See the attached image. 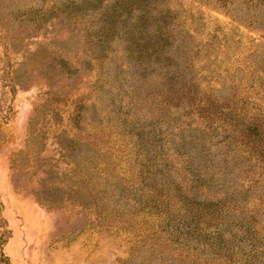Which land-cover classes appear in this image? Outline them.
Returning <instances> with one entry per match:
<instances>
[{"label": "rangeland", "instance_id": "374dc122", "mask_svg": "<svg viewBox=\"0 0 264 264\" xmlns=\"http://www.w3.org/2000/svg\"><path fill=\"white\" fill-rule=\"evenodd\" d=\"M237 112L264 117V2L0 0V264H205L177 187L264 242Z\"/></svg>", "mask_w": 264, "mask_h": 264}, {"label": "trees", "instance_id": "16d2710c", "mask_svg": "<svg viewBox=\"0 0 264 264\" xmlns=\"http://www.w3.org/2000/svg\"><path fill=\"white\" fill-rule=\"evenodd\" d=\"M140 1L141 0H128V4L131 5L133 3H139ZM247 1L253 7H258L264 2V0ZM232 111L233 108H231L228 112ZM256 114L248 119L245 117L242 118L240 113L237 112L236 116L234 118H231L228 122L232 131L234 133H237V136L235 137L236 143L238 142L244 147V151L248 155L247 157L252 158L255 162H257L254 168H260L263 173L264 117H259ZM222 115L224 114L222 113ZM210 118L211 121L214 119L213 116ZM222 119L226 120V116L222 117ZM197 170V172L200 171V169ZM176 189L178 190L179 194L175 195V197L173 198H178V201L176 202V204L179 205L178 211L180 212L181 217L190 218L188 222L186 221L187 231H191L189 233L193 234V239H196L198 244L202 242L207 243L208 241L207 247L205 246L204 248L199 250V254L207 256L209 254L213 255V257L209 261H203V259L199 258L202 263L206 262L205 264H215L214 262H218V264H240L239 258L241 257V260H243L241 264H264V242L260 241L258 239V236L255 235V230L251 226L255 221V215L253 213H250L251 215H249L248 212H246L247 207L245 206V204L242 205L236 199L231 198V200H228L227 198L219 204L202 205L196 200V198L187 200L188 198L185 197L186 195L181 193V189H179L178 187ZM195 195L196 197L199 196V194ZM239 213H244L245 216L240 217L241 219H238V221H236V217ZM237 225H240V227L243 229L242 238L253 243L252 246L255 245L254 243L262 242L260 244H263V250L257 253H253L251 251L249 252V254H246V251L242 249L240 251L242 256L238 258L237 262H234L233 259L236 257V254H238L239 251L237 252V250H234L231 243L237 242V236L233 235L234 239H230V241L225 240L224 237L226 233L235 230L233 226ZM180 227L181 229L183 228L182 223H180ZM205 229L207 230L205 231ZM208 230L210 231L207 232ZM193 250H197V248L194 247ZM195 254L197 255L196 251ZM179 256L180 258H182L181 254ZM193 256V253L190 252V254L184 258L185 260H182L181 262L183 264H191V262H194V264H201L198 261H193Z\"/></svg>", "mask_w": 264, "mask_h": 264}]
</instances>
